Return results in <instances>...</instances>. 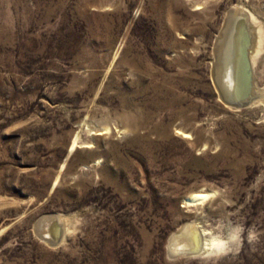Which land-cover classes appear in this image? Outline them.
<instances>
[{
  "label": "rangeland",
  "instance_id": "374dc122",
  "mask_svg": "<svg viewBox=\"0 0 264 264\" xmlns=\"http://www.w3.org/2000/svg\"><path fill=\"white\" fill-rule=\"evenodd\" d=\"M234 7L242 107L213 76ZM188 222L223 245L170 256ZM0 264H264V0H0Z\"/></svg>",
  "mask_w": 264,
  "mask_h": 264
},
{
  "label": "bare ground",
  "instance_id": "6f19581e",
  "mask_svg": "<svg viewBox=\"0 0 264 264\" xmlns=\"http://www.w3.org/2000/svg\"><path fill=\"white\" fill-rule=\"evenodd\" d=\"M232 9L234 11H238L240 13L247 14V12L245 10H243L242 7H237V8L234 7ZM249 16L250 15L248 14L247 15L248 19L250 18ZM235 19L233 21H235ZM232 23H233L232 21H229L228 24L232 25ZM248 23H249V25L247 27L250 28L249 29L251 32L250 34H252L253 37L251 35L252 38L250 40V45L247 49V57H248V61H250V60L253 61L254 57H251V56H254L255 54L252 55V50H253V46H254L252 39L254 38V34L257 31H255V32L253 31L255 28L252 29V26H251L252 22L250 21V19H249ZM231 27L229 28L228 25H226L225 31L223 32L222 37H221V35L219 36V38L222 39V42L220 41L218 43V52H219V56H220L219 57V61H220L219 67L220 68L219 67L216 68L217 78L221 82V85H222L221 87L223 88L224 92L230 96L233 93H234V95L236 94L235 93L236 90H234L235 88L239 89V91H240V89L242 90L245 87L244 86L245 85L244 84L245 72L240 68V66H236V68H234V69L230 68V70L227 71V68L229 67V65L234 64L233 61L236 58H238V60H239L240 51H241V47H242V44L235 39V33ZM257 28H258V26H257ZM238 30L241 31L240 26L238 27ZM246 35H248V34H246ZM256 38H258V37H255V39ZM255 42L257 43V40ZM255 47H254V49H255ZM253 52H254V50H253ZM250 65H252V64H250ZM233 66H230V67H233ZM251 68H252V66H251ZM237 83H238V87H236ZM252 86H253V82H252ZM253 89H255V88H253ZM251 91H252V88H251ZM253 94H254V92H253ZM255 97H256V94H255ZM260 99H262V98H260ZM206 197H208V193H206V192H199V193L192 194L191 196L186 198V204H188V205L196 204L199 201H201L203 198H206ZM60 218L61 217H57L55 215H46L45 217H42L41 219H39V221L36 224V230H37V232H39V236L41 237V239L46 240L50 244H53L54 242H59V241H61V239H63V236L65 234V230H66L67 226H65L63 219H60ZM201 234L202 233L200 232L199 228L197 227V224L188 222L186 225L180 227L178 230L173 232V234L171 235V237L169 239L168 252H169L170 256L176 257V256L197 254V253L202 252L203 249L206 246H208L209 244L211 245V247H218V246L220 247L221 245H223V242L219 239H216V238H213V240H211L209 243L205 242V240L203 239ZM176 251H181L183 253L175 255V254H177ZM186 252H188V253H186Z\"/></svg>",
  "mask_w": 264,
  "mask_h": 264
},
{
  "label": "water",
  "instance_id": "95a60500",
  "mask_svg": "<svg viewBox=\"0 0 264 264\" xmlns=\"http://www.w3.org/2000/svg\"><path fill=\"white\" fill-rule=\"evenodd\" d=\"M236 18V19H235ZM235 19V21H233ZM229 21H232V25L228 24ZM226 25H228V27L232 28V30H234L235 33V39L240 42L242 44L241 47V51H240V56H239V60L238 58H236L233 62L234 64L229 65V67L227 68V71L230 70V68H236V66H240V68L245 72V80H244V89H234L235 91V95L234 93L230 96L228 94H226L223 90V88L221 87V82L219 81V79L217 78V74H216V68L219 67L220 65V61H219V52H218V43L221 41L222 39L217 37L216 38V42H215V51H216V59H215V66H214V72H213V76H214V81L219 93V96L221 98V100L231 106V107H242L244 106L248 101L247 98H249V94L251 92V88H252V83H251V67L248 61V57H247V49L250 45V40H251V34L249 29L247 28V16L245 13H240L238 11H234L232 8L229 9L227 11V14L225 16L224 19V23L223 26L221 28V30L219 31L218 35H221L223 32L225 31V27ZM241 27V31L238 30V27ZM248 34V35H246ZM234 65V66H233ZM233 66V67H230ZM220 68V67H219ZM236 87H238V83L236 84ZM251 98V97H250ZM42 218V217H41ZM58 242H54L53 244H57ZM178 255L180 253H183L181 251H176ZM185 253V252H184ZM188 253V252H186Z\"/></svg>",
  "mask_w": 264,
  "mask_h": 264
},
{
  "label": "clouds",
  "instance_id": "9594fccd",
  "mask_svg": "<svg viewBox=\"0 0 264 264\" xmlns=\"http://www.w3.org/2000/svg\"><path fill=\"white\" fill-rule=\"evenodd\" d=\"M242 231V230H241ZM233 239H235V240H238L239 239V237H238V235L236 236V237H233ZM252 239V237H251V235L249 236V240H251Z\"/></svg>",
  "mask_w": 264,
  "mask_h": 264
}]
</instances>
